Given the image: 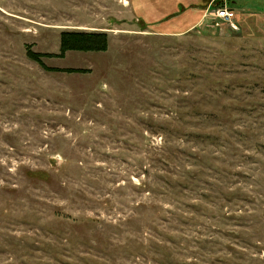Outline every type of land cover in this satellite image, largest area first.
I'll use <instances>...</instances> for the list:
<instances>
[{
	"label": "rangeland",
	"instance_id": "1",
	"mask_svg": "<svg viewBox=\"0 0 264 264\" xmlns=\"http://www.w3.org/2000/svg\"><path fill=\"white\" fill-rule=\"evenodd\" d=\"M0 264H264V0H0Z\"/></svg>",
	"mask_w": 264,
	"mask_h": 264
},
{
	"label": "trees",
	"instance_id": "2",
	"mask_svg": "<svg viewBox=\"0 0 264 264\" xmlns=\"http://www.w3.org/2000/svg\"><path fill=\"white\" fill-rule=\"evenodd\" d=\"M109 48V38L103 32L66 31L60 36V50L58 54H43L34 52L31 46H27V57L37 63L47 72H61L68 74H88L86 69H57L49 68L44 59H64L71 52L79 53H105Z\"/></svg>",
	"mask_w": 264,
	"mask_h": 264
},
{
	"label": "built area",
	"instance_id": "3",
	"mask_svg": "<svg viewBox=\"0 0 264 264\" xmlns=\"http://www.w3.org/2000/svg\"><path fill=\"white\" fill-rule=\"evenodd\" d=\"M216 18L222 21H232L235 18V12L228 10L227 8L218 10L216 13Z\"/></svg>",
	"mask_w": 264,
	"mask_h": 264
}]
</instances>
